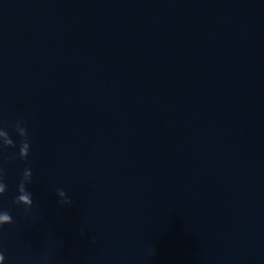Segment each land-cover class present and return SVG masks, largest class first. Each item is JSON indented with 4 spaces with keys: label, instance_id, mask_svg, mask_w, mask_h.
Here are the masks:
<instances>
[{
    "label": "clouds",
    "instance_id": "obj_1",
    "mask_svg": "<svg viewBox=\"0 0 264 264\" xmlns=\"http://www.w3.org/2000/svg\"><path fill=\"white\" fill-rule=\"evenodd\" d=\"M25 121L17 120L14 125H7L5 127L12 128L19 137V149L18 156L21 160H27L30 155V140L27 128L24 126ZM5 127H0V137H3V142L0 143V151L7 148H16L17 144L10 137L9 132L5 130ZM32 181L31 168H25L22 172V178L17 186L18 195L14 199V203L17 205H23L27 212L33 206L32 193L27 190V185ZM7 192V184L4 182V169L0 168V197ZM56 195L60 198L59 203L62 205H71L72 199L67 195L63 189H57ZM14 223L13 217L9 211H0V227L6 224ZM95 243V240L92 241ZM149 254L153 255L152 249H149ZM5 256L3 252H0V264H4Z\"/></svg>",
    "mask_w": 264,
    "mask_h": 264
}]
</instances>
